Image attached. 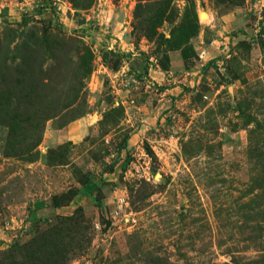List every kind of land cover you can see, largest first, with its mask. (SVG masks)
Segmentation results:
<instances>
[{
  "label": "rangeland",
  "instance_id": "rangeland-1",
  "mask_svg": "<svg viewBox=\"0 0 264 264\" xmlns=\"http://www.w3.org/2000/svg\"><path fill=\"white\" fill-rule=\"evenodd\" d=\"M46 240L264 264V0H0V264Z\"/></svg>",
  "mask_w": 264,
  "mask_h": 264
},
{
  "label": "trees",
  "instance_id": "trees-1",
  "mask_svg": "<svg viewBox=\"0 0 264 264\" xmlns=\"http://www.w3.org/2000/svg\"><path fill=\"white\" fill-rule=\"evenodd\" d=\"M46 235H50V233H46ZM42 245H46L49 248H56L55 243L51 240H46L44 243H41L39 248L36 251H31V253L36 252L41 254V262L40 264H51L53 262L52 259L55 256L54 249L52 251H46L41 248ZM17 263V262H16Z\"/></svg>",
  "mask_w": 264,
  "mask_h": 264
}]
</instances>
